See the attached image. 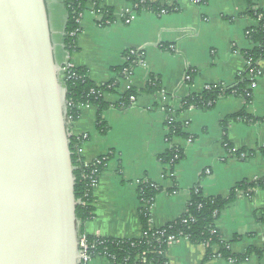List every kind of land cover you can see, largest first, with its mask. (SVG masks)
<instances>
[{
    "label": "crops",
    "instance_id": "0c3cea01",
    "mask_svg": "<svg viewBox=\"0 0 264 264\" xmlns=\"http://www.w3.org/2000/svg\"><path fill=\"white\" fill-rule=\"evenodd\" d=\"M83 1L86 8L79 19L77 52L69 56L63 47L67 12L62 0H45L56 63L83 68L96 86L117 83L112 95H104L109 104L101 114L104 131L98 128L92 106L82 107L68 130L72 136H86L81 149L84 161L108 157L93 193V218L83 224V234L140 238V182L160 189L149 209L153 229L185 212L192 188L198 187L205 198H225L243 181L264 182V156L259 152L264 147V77L257 79L256 87H248L247 106L243 98L230 95L210 109L179 111L183 100L199 96L206 87L235 84L247 66L243 53L251 48L245 33L257 25L247 12L264 11V0H252L251 5L247 0H179L177 12L137 16L128 0H102V7L112 10V22L105 25L98 23L101 17L93 0ZM166 4L170 7L172 2ZM128 11L131 19L125 23ZM131 51L142 52L141 63L133 64L128 75L119 74L116 70L123 69ZM187 74L189 81L184 80ZM151 79L158 85L154 94L143 91ZM128 91L135 92V103L118 108ZM243 109L250 120H229L223 125ZM169 115L184 133L171 142L165 128ZM173 147L182 151L183 159L171 168L162 165L159 157ZM235 152L242 153L236 157ZM215 228L229 243L230 254L242 260L205 261L203 246L179 240L167 248L168 264H264V186L226 206ZM87 264L112 263L96 258Z\"/></svg>",
    "mask_w": 264,
    "mask_h": 264
},
{
    "label": "water",
    "instance_id": "95a60500",
    "mask_svg": "<svg viewBox=\"0 0 264 264\" xmlns=\"http://www.w3.org/2000/svg\"><path fill=\"white\" fill-rule=\"evenodd\" d=\"M60 72L45 0H0V264H80Z\"/></svg>",
    "mask_w": 264,
    "mask_h": 264
},
{
    "label": "trees",
    "instance_id": "16d2710c",
    "mask_svg": "<svg viewBox=\"0 0 264 264\" xmlns=\"http://www.w3.org/2000/svg\"><path fill=\"white\" fill-rule=\"evenodd\" d=\"M172 2L167 7V2ZM179 0H159L150 3L147 0H128L131 5V11L134 15L144 12H151L155 15L169 14L177 12ZM248 5L252 0H247ZM64 9L67 12V20L63 33V47L69 56L77 52L76 38L80 31L79 19L85 11L86 3L83 0H62ZM92 5L96 13L101 17L98 22L105 25L112 22V10L102 7V0H93ZM252 7V6H251ZM247 16L253 18L257 25L245 33V37L251 48L243 53V58L248 65L241 72L232 86L213 85L206 87L199 96H190L181 102L179 111L189 108H207L210 109L217 100L228 96L240 97L245 100V106L251 101L250 78L259 72V77H264V68L260 69L259 64L264 61V11L250 9ZM73 34V35H72ZM132 57L127 56V62L123 69L131 70ZM122 68L116 70L119 74ZM75 78L63 80L65 90V101L68 104L67 118L75 123L80 115L81 107L92 106L97 112L98 128L104 131L101 114L109 108V104L104 101V95H112L117 87V83L96 86L83 68H72L71 73ZM191 77V75H189ZM158 90L157 81L151 79L143 88L148 94H154ZM134 91H128L121 96V100L126 103ZM250 120L243 109L240 113L226 118L223 121L225 125L229 120ZM72 126H68L70 130ZM167 131V141L171 142L173 138L184 136L182 126L170 115L165 123ZM86 140L75 136H70L69 147L71 152V162L75 177V199L77 201L76 218L78 234L83 235L82 226L93 218V196L90 188V180L85 178L93 170L97 171L99 176L104 170L108 157L100 165H86L84 160L77 155V148L85 143ZM225 147L230 152V146L225 141ZM264 156V147L259 150ZM242 152H235L233 156H240ZM183 159V153L178 148H171L169 151L159 157L162 165H169L171 168L176 166ZM264 186L263 181H243L237 184L229 191L227 197H203L198 187L190 190V200L185 212L176 220L165 224L163 227L153 229L149 225V209L154 198L160 192V189L149 182H140L138 188V197L141 204L139 209V222L142 235L137 239L120 240L114 238H97L87 236L88 244L87 258L93 260L96 258H106L112 264H168L166 259L167 248L179 240H186L193 245H201L205 248V261L219 257L224 260L234 261L242 260L230 254L229 243H226L220 237L215 228V223L220 212L236 199L248 197L254 194L257 189ZM217 251L213 253V249Z\"/></svg>",
    "mask_w": 264,
    "mask_h": 264
},
{
    "label": "built area",
    "instance_id": "2783aa9c",
    "mask_svg": "<svg viewBox=\"0 0 264 264\" xmlns=\"http://www.w3.org/2000/svg\"><path fill=\"white\" fill-rule=\"evenodd\" d=\"M197 3L199 2H202L203 0H195ZM131 12H126V15L123 16V21L125 23H129L130 19H131ZM73 35V34H72ZM142 52H134V51H131L127 54V56L129 57H132V64H139L141 63V59H142ZM246 65H248V63L246 62ZM259 67L260 69H263L264 68V61L261 62L259 64ZM73 66L69 63V62H66L63 66H61V72H60V81L63 85V80H68V79H71V78H75V75L74 74H70L71 73V70H72ZM129 74V71L127 69H124L123 70V75H128ZM259 78V72H257L256 75H254L253 77L250 78V84H249V88H254L256 87V82H257V79ZM185 81H189L190 80V76L189 74H187L184 78ZM136 101V96L135 95H131L129 98H128V101L126 103H124L121 99L119 100V102L117 103V107L118 108H125L127 105H131V104H134ZM66 105L68 106V104L66 103ZM82 108V107H81ZM67 122H68V126H73V122H71L69 120V118H67ZM70 134V133H69ZM70 136H72V134H70ZM75 137H78V138H82V140H86V136H75ZM82 146L83 144L77 148V155L83 159L82 157ZM104 159L103 158H98V159H95L93 160L92 162H86L84 161V163L86 165H91V164H94L96 166L100 165L101 162L103 161ZM99 174H97V171L96 170H93L89 173V175L85 176V178H88L90 180V188L92 190V196H93V193L95 191V189L97 188L98 186V181H99ZM78 248H79V256L81 257V260H80V264H87V262L89 261L88 258H87V249H88V244H87V240H86V235L83 234V235H79L78 234ZM219 258V257H218Z\"/></svg>",
    "mask_w": 264,
    "mask_h": 264
}]
</instances>
